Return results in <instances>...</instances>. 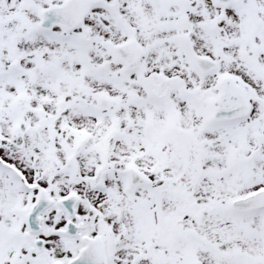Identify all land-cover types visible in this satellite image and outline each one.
<instances>
[{"label":"snow or ice","instance_id":"1","mask_svg":"<svg viewBox=\"0 0 264 264\" xmlns=\"http://www.w3.org/2000/svg\"><path fill=\"white\" fill-rule=\"evenodd\" d=\"M0 264H264V0H0Z\"/></svg>","mask_w":264,"mask_h":264}]
</instances>
